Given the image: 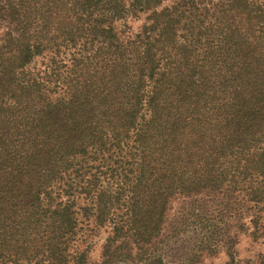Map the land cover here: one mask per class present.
<instances>
[{
	"label": "trees",
	"instance_id": "trees-1",
	"mask_svg": "<svg viewBox=\"0 0 264 264\" xmlns=\"http://www.w3.org/2000/svg\"><path fill=\"white\" fill-rule=\"evenodd\" d=\"M84 224L264 264V0H0V264H87Z\"/></svg>",
	"mask_w": 264,
	"mask_h": 264
},
{
	"label": "rangeland",
	"instance_id": "rangeland-1",
	"mask_svg": "<svg viewBox=\"0 0 264 264\" xmlns=\"http://www.w3.org/2000/svg\"><path fill=\"white\" fill-rule=\"evenodd\" d=\"M139 21L132 22V25L136 27ZM195 234L184 233L180 236L178 241L170 242L164 251L165 264H222L226 261L227 257L225 253L219 252L214 255H207L205 252L201 255L199 250L198 254L194 256L187 255L192 254L191 242ZM106 236V229L93 228V226L85 225L82 230V241L78 247L87 250V264H98L101 260V244ZM88 246V247H87ZM197 248L195 247V250ZM238 256L241 259H254L258 253H264V244L256 243L252 241L247 235L240 237L237 244ZM70 264H76L71 262ZM117 264H145V263H133L130 261H123ZM254 264V263H251Z\"/></svg>",
	"mask_w": 264,
	"mask_h": 264
}]
</instances>
